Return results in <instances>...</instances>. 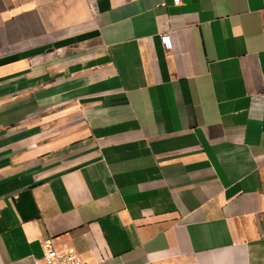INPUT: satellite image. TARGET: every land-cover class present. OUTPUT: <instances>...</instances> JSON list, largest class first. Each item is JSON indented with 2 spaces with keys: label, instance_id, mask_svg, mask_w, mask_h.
Wrapping results in <instances>:
<instances>
[{
  "label": "crops",
  "instance_id": "0c3cea01",
  "mask_svg": "<svg viewBox=\"0 0 264 264\" xmlns=\"http://www.w3.org/2000/svg\"><path fill=\"white\" fill-rule=\"evenodd\" d=\"M48 239L264 264V0H0V264Z\"/></svg>",
  "mask_w": 264,
  "mask_h": 264
},
{
  "label": "built area",
  "instance_id": "2783aa9c",
  "mask_svg": "<svg viewBox=\"0 0 264 264\" xmlns=\"http://www.w3.org/2000/svg\"><path fill=\"white\" fill-rule=\"evenodd\" d=\"M181 0H174L176 4H179ZM161 40L164 47L167 50L172 49L170 42V34L162 33ZM44 256L38 264H92L86 260H83L78 254L73 251L60 252L53 244L52 240H45L43 243Z\"/></svg>",
  "mask_w": 264,
  "mask_h": 264
}]
</instances>
